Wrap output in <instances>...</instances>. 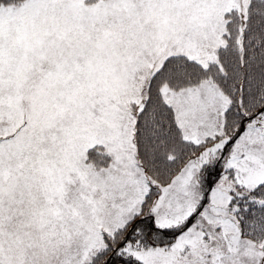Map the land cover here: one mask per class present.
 <instances>
[{"label": "snow or ice", "instance_id": "1", "mask_svg": "<svg viewBox=\"0 0 264 264\" xmlns=\"http://www.w3.org/2000/svg\"><path fill=\"white\" fill-rule=\"evenodd\" d=\"M0 264H264V0H0Z\"/></svg>", "mask_w": 264, "mask_h": 264}]
</instances>
